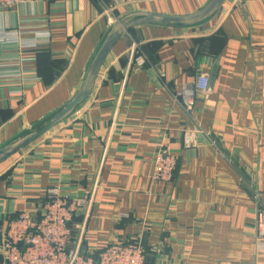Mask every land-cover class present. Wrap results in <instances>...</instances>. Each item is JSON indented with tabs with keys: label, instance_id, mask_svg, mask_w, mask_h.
I'll list each match as a JSON object with an SVG mask.
<instances>
[{
	"label": "crops",
	"instance_id": "crops-1",
	"mask_svg": "<svg viewBox=\"0 0 264 264\" xmlns=\"http://www.w3.org/2000/svg\"><path fill=\"white\" fill-rule=\"evenodd\" d=\"M209 1L0 6V29L38 40L0 41V72L21 74L0 77V147L71 100L116 19L188 15ZM134 45L147 56L144 66L132 62ZM199 73L210 75L212 91L196 94L186 111L176 94ZM186 129L196 132L191 146L182 140ZM165 134L179 156L171 183L152 178ZM54 186L93 194L90 211L73 224L86 252L138 240L145 264H264L255 225L264 201V0H224L187 27L138 24L125 32L75 113L0 163V264L9 222L23 208L37 211Z\"/></svg>",
	"mask_w": 264,
	"mask_h": 264
},
{
	"label": "built area",
	"instance_id": "built-area-1",
	"mask_svg": "<svg viewBox=\"0 0 264 264\" xmlns=\"http://www.w3.org/2000/svg\"><path fill=\"white\" fill-rule=\"evenodd\" d=\"M33 0H0L1 7H13ZM113 8L109 6V10ZM117 20V19H116ZM49 33L45 34L47 38ZM38 37V35H37ZM1 42H17L21 46H35L33 38L25 43L18 33L0 29ZM133 64L144 66L147 56L141 49L132 47ZM18 70H4L0 77L20 76ZM212 91L211 78L207 73H199L192 86L184 88L176 95L186 111L193 108L196 94L208 95ZM196 132L183 131L182 140L186 146L195 144ZM179 156L171 147L167 134L156 144L152 178L156 182L171 183L174 180ZM93 194L73 196L63 193L57 186L48 188L37 211L23 208L13 218L3 235L2 256L4 264H145L146 248L141 241L124 240L111 242L103 248L91 252L83 249L81 236H74V221L85 209L90 211ZM256 234L264 238V201L260 200L256 210ZM84 226H81V233ZM74 243V244H73Z\"/></svg>",
	"mask_w": 264,
	"mask_h": 264
},
{
	"label": "water",
	"instance_id": "water-1",
	"mask_svg": "<svg viewBox=\"0 0 264 264\" xmlns=\"http://www.w3.org/2000/svg\"><path fill=\"white\" fill-rule=\"evenodd\" d=\"M224 0H210L199 11L188 15H167L149 12H134L117 19L105 34L96 50L85 77L74 96L61 108L38 123L28 127L0 147V163L48 132L58 123L75 113L91 94L98 73L116 41L130 28L138 24H161L171 27H187L201 23L217 13Z\"/></svg>",
	"mask_w": 264,
	"mask_h": 264
}]
</instances>
